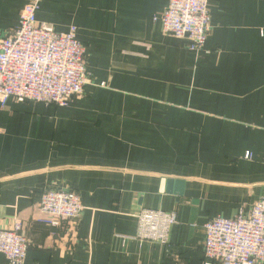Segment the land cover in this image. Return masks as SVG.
<instances>
[{
	"label": "crops",
	"instance_id": "0c3cea01",
	"mask_svg": "<svg viewBox=\"0 0 264 264\" xmlns=\"http://www.w3.org/2000/svg\"><path fill=\"white\" fill-rule=\"evenodd\" d=\"M168 1L41 0L39 21L78 27L91 77L68 107L0 109V228L24 222L26 264H203L204 225L264 199V0H209L199 51L153 20ZM26 2L0 0V37ZM53 188L85 207L72 246L39 219ZM143 208L176 212L168 245L124 240Z\"/></svg>",
	"mask_w": 264,
	"mask_h": 264
},
{
	"label": "built area",
	"instance_id": "2783aa9c",
	"mask_svg": "<svg viewBox=\"0 0 264 264\" xmlns=\"http://www.w3.org/2000/svg\"><path fill=\"white\" fill-rule=\"evenodd\" d=\"M40 2L27 0L19 24L0 37V109L10 99L68 107L71 100L84 96V87L90 82L86 47L78 38V27L72 25L66 32H59L50 23L39 21ZM168 3L153 20L161 24L165 34L186 38L191 50H201L213 30L210 1ZM39 205V219L53 229L52 236L63 229L74 245L85 209L80 195L53 188L43 192ZM136 218V237L122 236L124 240L134 238L164 246L170 243L172 228L179 222L175 211L160 209H140ZM24 228L20 220L0 228V253L6 256L7 264H26L30 240ZM204 229L203 264L264 263V199L249 211L242 208L234 218L213 217Z\"/></svg>",
	"mask_w": 264,
	"mask_h": 264
}]
</instances>
